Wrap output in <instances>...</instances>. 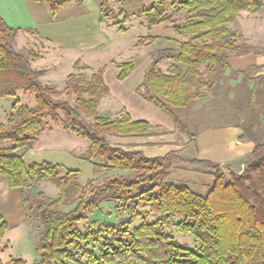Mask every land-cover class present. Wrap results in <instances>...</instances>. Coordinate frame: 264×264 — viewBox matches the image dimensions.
<instances>
[{
	"label": "trees",
	"instance_id": "16d2710c",
	"mask_svg": "<svg viewBox=\"0 0 264 264\" xmlns=\"http://www.w3.org/2000/svg\"><path fill=\"white\" fill-rule=\"evenodd\" d=\"M30 1L45 4L53 20L68 3L81 5L85 0ZM121 1L124 0H101L99 24L112 22L120 33H126L129 15L123 9L115 13L111 7V3ZM263 6L262 0H154L137 17H143L148 28L170 24L175 36L182 40L175 51L162 49L150 55L151 63L136 93L193 140L195 135L189 133L176 110L201 98L202 87L216 96L229 67V54L239 51L236 34L229 26L241 12L255 13ZM175 16H180L181 21L175 22ZM17 32L0 17V99L16 98L22 92L32 95L35 104L16 108V101L5 123L0 124V179L10 188L22 190L27 219L33 218L41 225L34 249L37 264H79L80 254L87 255L88 264H264V133H253L251 127L236 124L242 130L241 139L253 142L254 147L243 162V171L230 173L228 179L217 172V165L192 161L216 170L208 193L197 195L185 186L167 182V173L178 159L176 154L146 158L140 152L110 146L108 136L149 134L152 127L144 121H133L126 112L115 119L98 114L99 100L108 93L104 67L87 81L68 74L63 92L72 93L75 100L72 105L56 100L61 93L42 84L43 73L31 67L30 62L38 55L14 50ZM156 40L157 37L144 36L136 46ZM162 60L170 63L165 73L159 68ZM115 67L120 82L133 70L128 62ZM73 69L78 72L88 68L80 67L77 61ZM255 80L263 82L264 87V78ZM48 117L63 131L87 141L82 159L92 165L95 177L110 172L116 175L104 177L99 185L94 184V179L82 186L77 172L63 175L60 167L47 163L25 166L23 153L32 148ZM32 182L52 183L60 189L59 196L48 200L41 192L32 193ZM138 203L151 206L156 218L132 227L139 218ZM105 204L123 205L129 219L117 228H106L109 237H101L95 255L81 249V244H87L94 235L82 233L79 224L87 212L99 211ZM66 205L73 208L63 211ZM169 224L178 233L192 236L196 250L178 245L164 231ZM7 229L0 217V244ZM5 264L26 263L15 259Z\"/></svg>",
	"mask_w": 264,
	"mask_h": 264
},
{
	"label": "crops",
	"instance_id": "0c3cea01",
	"mask_svg": "<svg viewBox=\"0 0 264 264\" xmlns=\"http://www.w3.org/2000/svg\"><path fill=\"white\" fill-rule=\"evenodd\" d=\"M100 2L101 0H85L80 5L83 7V14L68 18V20L59 18V14L65 5L56 12L52 20L45 4L30 0H0V17L9 28L18 30L14 39V50L21 54L30 51L35 52L38 57L30 62L31 67L43 73L40 77L42 84L55 85V83H46L49 78V65L47 64L53 65L55 70L56 66L61 67L65 62V58L69 54L75 53V51L87 55L94 54L96 49L100 47V39L98 38L99 35L102 36L103 32L110 31L111 34L116 32L120 36H124L129 32L130 29H127L126 33H120L116 27L112 26V22L106 25L99 24ZM242 14L241 12L237 20L242 18ZM82 24H85V28H81ZM139 26L146 27L144 21L140 22ZM82 30L85 31L82 33ZM173 35L175 36L174 33ZM149 36L157 37L156 35ZM80 38L88 42L80 44L77 42ZM101 39L106 44L108 43L103 36ZM177 39L178 37L175 36L174 40ZM121 43L123 42L119 39L116 46L121 45ZM249 46L254 47L253 44ZM133 49L135 53L126 59L128 63L133 65V70L127 78L134 72L135 65L138 64L143 67L144 80L145 73L151 63L150 55L145 53L140 59L136 56L138 48L134 47ZM133 57L138 60V63L134 62ZM82 58V55L75 56L72 67L75 62L79 61L80 65L91 68L90 64L81 61ZM88 59H90L89 56ZM227 62L229 67L225 74L242 76L240 72L250 71L253 73L254 78H264V46L255 49L249 47L247 52L229 54ZM159 68L163 73L167 71L163 70L161 62ZM142 82L104 83L108 93L99 100L98 114L102 111L114 118L126 112L133 121H144L152 127L149 134L108 136L107 140L111 147L126 152L137 151L146 158L163 157L168 153L176 154L178 159L173 161L167 173V182L185 186L200 196H205L208 193L214 181V171L193 164L192 161L208 162L217 165L219 170L227 169L230 172H242L243 162L253 150L254 143L241 139L242 130L240 127H237L236 124L207 126L195 132V137L191 140L185 133L180 132L172 121L153 104L136 93V89ZM219 84L221 86L220 91L222 88H228V83ZM62 85L64 84L62 83ZM208 93L215 96L214 93L209 91ZM205 97V93L202 92V97L185 109L191 111L196 118L200 114L204 118L202 115L209 114V111L206 112V109L199 105V101L205 99ZM205 117L209 118L208 115ZM61 130V127H59L43 131L35 139L32 148L23 153V162L25 166L41 163L58 166L63 175L68 171L77 172V181L84 186L87 181L95 178L92 165L82 159L88 143L82 138V141H80L75 137L59 135ZM0 217L8 225L1 243L4 242L7 231L12 227L23 229L30 239L26 222L27 217L22 206V190L10 188L7 182L1 179Z\"/></svg>",
	"mask_w": 264,
	"mask_h": 264
},
{
	"label": "rangeland",
	"instance_id": "374dc122",
	"mask_svg": "<svg viewBox=\"0 0 264 264\" xmlns=\"http://www.w3.org/2000/svg\"><path fill=\"white\" fill-rule=\"evenodd\" d=\"M153 1L154 0H124L121 2L111 3V7H113L115 13H117L118 9H123L129 15L126 28L130 30L126 35L120 36V34L118 35L116 32L111 34L110 31L106 33L101 32L102 36L107 39L108 43L106 44L104 40L101 39L102 36L99 35L98 39H100V47L96 49L94 54L87 55L86 53L75 51V53L69 54L68 57L65 58V62L61 67L56 66L57 68L55 70L53 65L47 64L49 65V78L46 83H55V85L49 84L47 86L61 93L56 100L66 101L70 105H72L75 100L72 93L63 92L64 85H62V83L65 84L67 74L69 73L79 75L81 81H87L94 72L104 67V83H140L143 80L142 65H135L134 72L126 80L120 82L116 79L119 71L112 64L127 62L126 59L128 56H132L135 53V50L133 49L134 47L138 48L136 50V56L140 59L143 54L145 55V53L151 55L156 54L162 49H172L175 51L178 48V41L182 39L178 38L177 40H174L175 36L173 35L171 30L172 26L170 24H161L157 27L150 28H143L139 26V23H142L144 20L143 17H137V14H139L142 10L147 9ZM262 2L264 5V0H262ZM83 12L82 6L70 2L60 12L59 18H65L68 20V18L70 19L72 17L82 15ZM242 13V18L239 20H237V18L235 21L236 24L234 23L235 25L232 24L233 26H229V29L236 34V44L239 47L238 52H247L249 47L255 49L260 48V46H264V6L259 8L255 13L248 11H243ZM174 19L175 22L181 21L180 16H175ZM81 28H85V24H82ZM84 31L85 30H82V33ZM148 35H156L157 40L152 44L137 47L136 42L138 39ZM81 38L77 41L80 44L88 42ZM119 39H121V42L123 43L116 46ZM247 43L249 45L253 44L254 47L249 46ZM81 55L83 56L81 61L90 64L91 68L88 67V69H82L77 72L74 71L72 64L75 61V56L78 57ZM88 56L90 59H88ZM165 61L166 60L161 61L163 70H167L169 67L168 65H170L169 62ZM134 62L138 63V60L134 59ZM80 67L84 68L85 66L80 65ZM224 77L225 78L222 83H228V88H222L221 91L219 90L217 92L216 96L209 95L205 87L201 88V93H205L206 97L205 99H201L199 101V105L204 107L206 112L209 111V114L202 115L204 118L201 117V114L197 118L194 117L195 115L187 109L176 110L178 117L187 125L189 133L194 134L207 126L218 124H237L244 127H251V131L253 133H264L263 82L255 80L253 73L250 71L246 72L242 76L225 74ZM43 81L45 82V79ZM16 101H18L16 108H31L35 104L34 97L32 95L24 94L22 92L17 93L16 98L0 99V124L5 123L6 116L12 112V106ZM99 115L110 119H115L120 116L118 115L117 117L112 118V115L104 114L102 111ZM206 115H208L209 118L205 117ZM59 127L60 126L58 124L54 123L51 118L48 117L43 131H48L50 129L53 130ZM59 135L75 137L82 141L78 136L63 132L62 130ZM21 151L22 150L17 153H21ZM217 172L222 173L226 179H228L230 173H236L233 171L230 172V170L227 169H218ZM215 173L216 170L214 171V174ZM115 175V172H110L108 174L95 177V180L93 179L94 184L99 185L104 177H111ZM30 187L32 188V193L41 192L48 200L56 199L60 193V189L55 187L50 182H41L38 184L32 182ZM26 192L29 193L30 191L27 190ZM79 195L80 193L77 194V196ZM72 208L73 205H66L61 209L63 211H69ZM136 210L139 213V218L134 221L132 227L140 225L141 222L154 221L156 218L153 208L149 205L138 203ZM128 219V212L125 210L123 205L119 204H117V206L105 204L101 206L99 211L92 210L87 212L85 214V219L79 224V230L84 234L93 233L94 237H92L87 244L82 243L81 249L93 251L96 255L99 249L101 237H109L105 231L106 228L108 226L117 228L122 222L127 221ZM26 222L30 239L27 237L23 229H15L13 227L9 229L5 235L4 242L0 244V249H4L0 251V264H5L15 259H21L26 264H37L38 258L35 254L34 248L38 243L42 228L40 223L33 218L27 219ZM164 231L168 235L172 236L173 240L178 245L196 250V242L193 237L178 233L172 224L166 226ZM87 258V255L80 254L78 259L79 264H88ZM63 264L71 263L64 262Z\"/></svg>",
	"mask_w": 264,
	"mask_h": 264
}]
</instances>
